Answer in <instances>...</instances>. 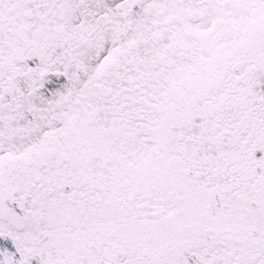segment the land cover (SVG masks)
I'll return each mask as SVG.
<instances>
[{
	"label": "snow or ice",
	"instance_id": "6c2138e0",
	"mask_svg": "<svg viewBox=\"0 0 264 264\" xmlns=\"http://www.w3.org/2000/svg\"><path fill=\"white\" fill-rule=\"evenodd\" d=\"M0 264H264V0H0Z\"/></svg>",
	"mask_w": 264,
	"mask_h": 264
}]
</instances>
